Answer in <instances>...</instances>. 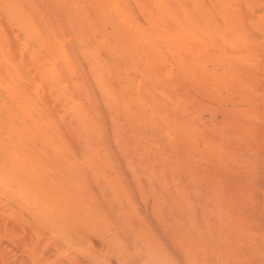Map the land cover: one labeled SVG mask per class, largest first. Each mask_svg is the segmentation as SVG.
I'll return each mask as SVG.
<instances>
[{
  "label": "bare ground",
  "instance_id": "bare-ground-1",
  "mask_svg": "<svg viewBox=\"0 0 264 264\" xmlns=\"http://www.w3.org/2000/svg\"><path fill=\"white\" fill-rule=\"evenodd\" d=\"M54 94L59 95V98L64 100L63 108L69 111L68 115L65 111L66 116L64 115V119H61L63 118L61 116L59 117L57 111L55 112L56 116L60 119L53 114L54 110H57L56 107H58L56 103V107L52 104L58 98L54 99ZM79 95H83V97L80 98ZM78 98L79 102H82L83 98L86 100L84 103L89 105L85 104L89 111L86 108L83 109L84 106L77 102ZM202 107L209 110L210 114L207 116L202 115L199 112ZM89 112H93L91 115H94L95 120L98 119V123L100 118H108L111 129L107 126L108 123L104 122L105 126L108 127V131L112 128H118L116 126L119 125L122 130L123 127H126L125 124L128 121L126 125L129 126L128 130H130L131 137H133V143L129 144L128 139L129 143L127 145H132V147L126 145L129 149L125 150V153L119 147L124 155L127 152L131 153L129 157L131 165H128L133 167L134 171L136 169L134 167L139 168L141 170L139 175L144 173L149 177L148 179H159V182L165 187H168L169 184L174 185L180 195L179 205L181 209L184 210L185 207V209L193 210L194 213L195 209L201 208L204 215L209 210L210 204H212L215 209L219 210L221 215L222 205L226 204L224 193L231 189L229 188L230 185L232 189L235 185L234 188L241 191L242 194L240 195L243 196L244 201L241 205L239 204L240 206L238 205L239 211L234 212L237 214L240 212L237 216L242 217L244 215L248 219L246 223V219L241 220L243 227H245H242L241 231L245 229L251 231L252 228H257V231L261 230L259 228L264 229V0H0V202L6 203L5 205L0 203V205L2 204L1 207L5 208L3 211L7 214L0 212L3 214L0 221L6 226V234L8 233L11 237L13 231L11 226L14 225L19 231L14 230L13 237L16 236L17 238L19 232L22 236L23 233L21 232H24L23 227L25 226L22 224L28 222L27 219L24 222V218L29 219L31 215H34L30 218L33 221L31 223L34 225L35 222L36 224V226H32L33 230L38 229L39 231V227L41 229L40 233L37 231L38 235L45 234L44 240L47 237V239H50L47 233L51 232L53 239L61 241L64 244L63 246H66L63 249L55 246L56 249L53 252L49 249L52 247L50 244L53 245V241H49L47 246L51 247H48V254L53 252L54 255L52 254L51 258L52 256L55 258L52 262L49 260V264H151L149 263L150 260L146 262L144 259L137 257L141 254V251H137V249L143 244L144 249H140L144 252L148 250L147 248H150L149 246L152 243L150 245L147 242L143 243L148 236L138 228L131 229L130 224L126 225L129 226V230H132L129 232L133 237L129 235L131 239L128 240L131 243L135 242L136 239L138 240L135 246L132 243L134 247L131 245V249L123 233L125 228L128 231L127 226L125 225L126 227L122 230L121 226L117 227L118 235L117 231L110 234L105 231L110 228L108 222L107 225L105 224L106 229H103L107 234L105 236L101 234L103 239L101 244L105 247V251L108 250L111 255L108 256L109 252L108 255L104 254L105 252H96L97 249L94 252L90 247L93 241L99 242L101 240L100 235L97 239L96 235L92 236V234H95L93 231L97 228L96 223H98V220L105 219V216L100 218L98 215H101L102 207L106 204L105 202L102 203L96 195L93 196L94 198L92 197L96 191L88 190L93 185L91 180L93 179L94 183L99 185L100 182L105 184L102 186L103 189L100 186H96L97 188L94 186L96 190L100 188V193L105 191L103 194L106 195V191L108 193V189H110V192L114 195V182H117L115 177L120 178L115 173H118L117 170L120 171L125 166L123 167L121 164V169L119 168L120 165L116 168L118 166L115 165L116 163L108 161L111 159L109 158V155H112L111 151V154L108 152L109 155H107L103 150L105 147L103 143L97 145V141L88 138L90 134H96L97 129H95L97 126L92 127V123L90 124L86 119L87 113L88 116L90 115ZM11 114H13V117L15 116V121H11ZM71 116L72 124L68 125ZM73 117L75 120H73ZM120 119L126 120L124 126L121 125V122V124L119 123ZM75 123L78 129L72 131L75 130ZM118 123L119 125H117ZM99 125L101 124L99 123ZM102 126L104 127V125ZM102 126H98V129H102ZM107 130H105V133H107ZM113 130L110 131V135ZM73 132L82 134L78 138V135ZM99 132L103 134L104 131ZM105 133L104 136L107 135ZM116 133L118 134V131ZM116 133H113L114 136L111 135L112 138L110 137V139L115 138V136L118 138L119 135H115ZM125 134L127 135V133ZM100 136L102 137V135ZM80 138L82 143L78 141ZM104 138L105 140L100 138L101 142L109 143L110 140L107 141L106 137ZM82 139H85L86 142ZM77 141L82 145L78 144ZM124 141L121 140V142ZM121 142L119 140L120 144ZM104 144L107 145V143ZM108 145L109 149L112 146L115 147L113 144L112 146L111 144ZM80 146H82L81 149ZM99 146L102 153H104L101 157L108 156L107 159L103 158L107 165L113 163L116 166L115 168L113 166V171L106 167L113 176L104 174L107 171H104L105 168H100L102 167L99 164L102 162L100 156L99 159L96 158L98 161L101 159L99 163L90 159L92 153H100ZM69 147L72 148L70 157L74 158V156H71L74 155L73 153H76L75 156L85 153V155L79 156L80 159L75 158L78 160L83 158L82 162L80 161L82 166L84 165L82 168H86L89 175L85 172H80L82 174L77 173L76 168L81 167V164L79 165L76 162L77 159L72 158V160H75L72 161L74 162L73 166L72 164L69 165V163H72L69 154L65 155L66 152L69 153ZM74 147L75 149L79 148L78 151L81 152L79 154L76 151L74 152ZM82 149L85 151H82ZM186 151H189V153L184 156L183 153ZM113 152L115 153L116 150H113ZM202 157H205L203 159H206L210 164H203L205 169L196 168V165L199 167L197 161H202L203 159H200ZM185 158H187V162H185ZM67 159L70 160L69 163ZM125 159H127L126 155ZM149 159L153 160L151 167L146 164V160ZM190 159L197 163L192 165L191 162H188ZM121 160L123 159L121 158ZM127 161L125 160V162ZM74 164H78V166L76 167ZM102 164L104 163L102 162ZM230 165L233 167L231 168ZM109 167L112 168V165H109ZM218 168L221 172H218ZM114 169H117L116 172ZM82 170L80 168L78 171ZM136 171L132 176L138 174V171L137 173ZM88 176H92L89 177L90 180H86ZM49 177L53 180L49 181ZM139 177H134L137 182L139 179L136 178ZM132 178L131 183H135ZM83 180L84 183L86 181L91 183V185L87 184L89 185L88 188H85L86 183H83L85 191H81L83 186L80 185V182H83ZM237 184L243 185L244 189L238 188ZM86 190L89 194H92L89 195V199H94L93 201L88 200V203L96 201L94 203L97 204L95 207L91 206V208L90 204L87 205L89 214L86 212L87 207L85 211L82 209L85 204H88L86 199L88 192ZM126 190L125 188L124 191L126 192ZM237 190L234 192L237 193ZM76 191L79 192L78 196H75L76 198L85 193L86 201H82L86 203L84 205L80 203L82 206L77 205L81 201L80 199L78 201L75 198V201L78 202L72 203L74 202L72 198L77 194ZM247 192L250 193L246 194ZM200 194L203 198H201L202 200L197 198V200L203 201V208L191 206L187 199L190 201L192 196L196 198V195ZM82 195L79 198L84 199ZM233 195L230 197L234 199L236 194ZM68 200L71 202H68ZM66 201L72 204L70 209H72V206L75 208V212H78L77 210H80L79 207H81L83 212L78 213L82 215L81 213L86 212L87 214H83L86 216V220L81 222V227H77L82 235L85 233L84 236L90 233L88 235L89 243L83 241V243L87 242L85 247L74 243L79 241L76 238L73 239V235L81 233L77 231L73 234L75 224L78 225L84 216H80L81 220L78 222L74 221L78 219L76 213L77 218L73 215L76 219L71 220L69 217L68 219L69 214L67 213H69V210L67 212L66 209H69V204L67 206ZM11 202L15 204V206L13 204L14 207L20 206L21 211L24 207L25 210L23 211L25 213L22 212L26 214L23 218L22 212H18L17 207L16 214L21 212L19 214L21 218L17 215V220L13 221L15 223L13 225H11V216L15 214H11L13 210V208L11 210V207H13ZM101 203L105 204L101 206ZM234 203L233 207L238 209L237 206L235 207L237 203L235 205ZM61 204L65 205L62 206ZM73 204L76 205L73 206ZM98 204H101L99 205L100 211ZM106 205L103 209L109 207V211L112 212L111 206ZM163 205L165 204L161 203L155 208L154 211L157 215L165 208ZM231 206L228 209L233 212V210H230L233 208ZM92 207L98 209L95 211ZM112 207L114 208V206ZM74 210H71L73 214ZM106 211L103 210L102 215H113V212ZM139 211L137 214H139ZM141 212H144V210ZM196 213L199 216L201 211L198 214L197 210ZM225 213L228 214V210ZM5 215L7 217H4ZM197 215L196 218L192 215V218L194 221L198 219V221H201L200 216ZM73 216L71 217L73 218ZM88 216L93 217L88 218ZM119 218L121 219L120 216ZM120 219H117L116 225H121L120 222L124 220V217L121 221ZM153 221L155 222V220ZM241 221L238 224L242 226ZM1 222L0 224H2ZM171 222L169 220L167 223L164 222L163 228H169ZM227 222L229 223V220ZM203 223H205L204 220L200 226ZM230 223L232 222L230 221ZM93 224L95 227L91 226ZM222 224L226 227V222ZM82 225L88 227H82ZM219 225L218 228H220ZM30 226L27 230L28 237L25 232L26 236L25 238L23 236L21 240L19 238L21 241H19V244L22 246L27 245V247L33 249V245L36 244V240L32 239L35 232L33 233ZM205 226L206 223L202 228ZM212 226L214 227V225ZM227 226L231 228L232 225ZM90 227L95 230L89 229ZM207 227L209 228L210 225ZM84 228L86 231H84ZM176 228L178 229V226ZM182 228L181 226V231ZM198 228L201 230L200 227ZM263 229L262 232H264ZM48 230L50 231L48 232ZM99 230L103 231L102 228L97 229L98 234H100ZM234 231V229L230 230V235H233L232 232ZM203 232L201 233L203 234ZM188 233L191 234L192 232ZM119 234L124 236V239ZM197 234L198 232L194 233V235ZM42 235L41 237L36 236L37 241H39L38 238L43 240ZM261 235L259 233V236ZM263 235L262 237H264ZM164 236L170 238L169 233ZM237 236H239L238 233ZM207 237H211L209 240L214 241L213 244L217 245L212 238L214 235L210 236L207 233ZM9 238H7V241L0 238V241H2L0 244L3 241L8 242V245L3 243L0 246L11 247L12 245L10 244V246L9 243L13 241H10ZM198 238L189 237L193 241H203L200 237ZM22 239L25 241H22ZM255 239L253 237L250 241L253 242ZM44 240L40 241L42 245ZM122 240L126 241L127 247L122 243ZM32 241L35 244H31ZM193 241L191 240V246L195 244V241ZM201 241H199V244ZM250 241H247V243ZM255 242H259V244L256 243L258 246L255 250L256 253L253 255L256 258H263L264 242L261 239ZM14 243L13 249L14 247H16L15 249L21 247L20 245L19 247L15 246ZM47 243L45 241V245ZM41 244L38 247H36L37 245L34 246L36 250H30L26 246L24 249L19 248L23 249L25 254V249L28 250L27 253L31 256L29 258L30 264H48V258L44 257L46 255L44 251L40 252L41 248H44V245L41 247ZM144 244L149 246L146 248ZM213 244H210L212 248L215 246ZM196 245L198 244H195L192 248L197 249ZM151 246V251H148L151 254L149 259L156 255L157 248L160 247H156L155 243ZM39 247L40 249H38ZM79 247L84 248V250H79ZM44 249H46V252L47 248ZM198 249L195 251L201 254L203 249L200 252H198ZM215 249L217 248L215 247ZM1 250L5 251L6 249ZM1 250L0 254H3L4 251ZM23 250H17V252H23ZM69 250L70 252L72 250L78 256L70 257ZM176 250L174 252L177 254L178 250ZM131 251L132 254L129 255ZM211 251L207 255L212 256L213 259L215 258L213 254L220 255L221 252L217 249L215 252L219 253L215 254L213 250L214 253L212 252L211 255ZM22 255L24 257L28 254L24 255L22 253L19 258ZM7 256L10 261L13 259L14 262L13 255H10L11 258L9 255ZM202 257H198V259L200 258L199 262L204 258L206 260L208 256L203 259ZM216 257L218 259V255ZM138 258L139 261L142 260V263L137 262ZM219 258L222 260L221 257ZM155 259L157 261V257ZM217 259L215 258V260ZM5 261L7 260L5 259ZM12 261L9 263L13 264ZM190 261H194V259ZM259 261H256V263ZM161 262L159 264L163 263ZM250 262L254 263L252 260ZM260 262L262 264L264 261L261 260ZM17 263H20V261H17ZM3 264L5 263L3 262Z\"/></svg>",
  "mask_w": 264,
  "mask_h": 264
},
{
  "label": "rangeland",
  "instance_id": "rangeland-1",
  "mask_svg": "<svg viewBox=\"0 0 264 264\" xmlns=\"http://www.w3.org/2000/svg\"><path fill=\"white\" fill-rule=\"evenodd\" d=\"M45 93H46V91H45ZM49 93V92H48ZM53 93H56V92H53ZM57 94V93H56ZM55 95V94H54ZM53 95V96H54ZM56 96V95H55ZM54 96V99H56L57 97V100H56V102H54V103H52L53 104V106H55V103H56V105H58V107H56V109L57 110H54V113L53 114H55V117H58V116H56V111H57V113H59L58 115H59V117L61 116V117H63V118H61V119H64L65 117H64V113H65V111H66V115H68L67 113H69V111H68V109L67 110H65L64 108H63V106H64V100H62L61 98H59V95H57L56 97ZM80 96V98L81 97H83V95L81 96V95H79ZM53 98V97H52ZM68 98H69V95H68ZM77 97L75 96V99H76ZM84 99V98H83ZM81 100L82 102H79V98H78V100H77V102L78 103H81L83 106V109H85L86 108V110L87 111H89L88 110V108L85 106V104L86 105H88L87 103H84V102H86V100L84 99V100ZM237 100V99H236ZM55 101V100H54ZM66 101V100H65ZM51 103V102H50ZM235 103H236V101H235ZM234 103V104H235ZM89 106V105H88ZM52 107V106H51ZM66 107V106H65ZM90 108V107H89ZM86 111V112H87ZM199 112L202 114V115H205V116H207V115H209L210 114V112H209V110H207V109H205V108H200L199 109ZM205 113V114H204ZM14 114V113H13ZM13 114H11V116L13 115ZM89 116H88V113H87V115H86V119L88 120V122L92 125V127H95V126H97V127H95V129H96V134L94 133V134H90L89 132V134L91 135H89V137L88 138H90V139H93L94 141H97V145H100V144H98V143H103V145H105V147L104 148H106L107 150H105L104 148H103V150L107 153V155H109V154H111L112 153V155L114 156V154H116L114 157L111 155H109V158H111L110 160H108V161H113L114 162V164L115 165H118L117 167L112 163V164H109L110 166L112 165V168H110L109 167V165H107V162H105V160H103V158L104 159H107L108 158V156H104L103 158L101 157V156H103V154L104 153H102V151L100 150V146H99V152L100 153H98V152H94V153H92V158H90V159H92V161H98V159H99V156L101 157V161L104 163V164H102V162H100V160L97 162V163H99L100 164V166L102 165V167H100V168H102V169H104V171L106 170L107 171V173H104V174H107L108 176H110L111 175V173H109L108 171L109 170H107V168L106 167H108V169H111L112 171H113V166H114V168L116 167V168H118L119 167V165H120V169L122 168V165H123V169H121L120 171H119V169L117 170V169H114V171L115 170H117L118 171V173H120V174H118L116 171V176L118 175V177H120L121 178V180H120V178L119 179H117L116 177H115V181H117V182H114V186H115V188H114V195H113V193H111L110 191V189H108L109 191H108V193H107V191H106V195H104L103 194V192H105V191H101V193L99 192V190H100V188L99 189H94L96 186H100L101 187V189H103V187L102 186H104L105 184H101V182H100V185L98 184V183H94L95 181L92 179L91 181H93V182H91V183H93V185H91V183H89V182H87L86 180L88 179V180H90L89 179V177H92V176H88L87 178H86V185L87 184H89V185H91V187H89L88 188V186L89 185H85V188L87 187L88 188V190H91L92 189V191L93 190H95L96 192H95V194L93 193V195H92V197L94 196L95 197V195L97 196V198L98 199H101V201H102V203L103 202H105L104 204L106 205V206H111V210H113L112 212H113V215L111 214H107V215H102V211L103 210H108V212H111V211H109L110 209H109V207H108V209H106L107 207H105L104 209H103V207L105 206L104 204H98V208H99V211L101 210V208L99 207V205H101V206H103L102 207V211H101V215H98L100 218H102L103 216H105V219H102V220H106V221H104V222H100V221H102L98 216V218L100 219V220H98V223H96L95 225H96V227L97 228H95L96 230L97 229H101L102 228V230L103 229H106V226H105V224L108 222L109 223V229H107V230H105V231H107L108 233H116V231H117V235H118V229H117V227H119V226H121L120 228H121V230L123 229V228H125L127 225H129V226H131V229H136V228H138L139 230H142L143 232H145V234H146V236H148V238H145L144 239V242L143 243H145V242H147L149 245H150V243H152V244H156L157 246L156 247H158V246H160V247H158L157 248V253H156V255L152 258L153 260H155V261H153L152 259H149L150 258V256H151V254H150V252H148V251H151L150 249H151V245L149 246L150 248H147L148 246H146L145 244V247L148 249V250H145L144 252H142V250L141 249H144L143 248V244L140 246V248H138L137 249V251H141V254L140 255H137V257H139V258H141V259H144L146 262H148V260H150L149 261V263H151V264H159L160 263V261H162L163 263H165V264H195L196 262V264H198V260L200 259H198V257H202V256H204V257H206V256H208L207 258H206V260H205V258L204 257H202V259L204 258V260H200L201 262H199V264L201 263V264H207V262L208 261H210L211 263L210 264H251L252 262H250L251 260L252 261H254V263H252V264H260L261 262V260L262 261H264V257L263 258H256L253 254H255L256 252H255V250H256V247L258 246L257 244H259V242H255L256 240L258 241V239L260 240L261 239V241L262 242H264V237H262V235H263V233L264 232H262V229L263 228H259V230L260 231H257V228H255V229H253L252 228V230L250 231V229L249 230H247L246 231V229L243 231H241V229H243V228H245V227H243V223H242V221L241 220H243L244 221V219H246V217L243 215L242 217H240V215L239 216H237L238 214L236 213V212H234V211H239V206L241 205V203H243V201H244V199H243V196H241L240 194H242L241 193V191L240 190H237V189H235L234 188V186L235 185H233V189H232V186L230 185V187L229 188H231V189H228L229 191H226L225 193H224V195H225V198H226V204H223L222 205V208H221V215H220V212H219V210L218 209H215L214 207L215 206H213L212 204H210V206H209V210L208 211H206V213H204V215H203V209L201 210V208L200 207H202L203 208V201H201L202 199L201 198H203L202 197V193L200 194V195H196V198H195V196H192L191 197V199H190V201L193 203H191L190 201H189V199H187V201L191 204V206L193 205L195 208H198V206H200L199 208L200 209H195L196 210V212H197V210H198V214L200 213V211H201V215L199 214V216L197 215V213L195 212V210H194V213H193V210H189V209H185V207H184V210L183 209H181V207H180V199H179V193L176 191V188L174 187V185H172V184H169V186L168 187H165L161 182H159V179H155V178H150V179H152V180H150V179H148L149 177L147 176V175H145L144 173H142L141 175H139L141 172V170H139V168H137V167H134V169L136 168L137 169V171H138V174L136 175V176H132V175H134L135 173V171H136V169H135V171L132 169L133 167H130L128 164H130V155H131V153H129V152H127L125 155H126V158L127 159H125V155L123 154V153H125V150H128L129 148H127L126 147V145L129 143V144H131V143H133V137H131V134H130V130H128L129 129V126L128 125H126L127 124V122H126V124H125V122L124 121H126V120H123V119H120L119 120V123L121 124V125H123V124H125V128H124V130L125 131H129V133H128V131L127 132H125L124 130H123V128H122V130H121V128L119 127L120 125H119V123L117 124V125H119V126H116V127H118V128H115V129H119V130H117L118 131V134L116 133L117 131L114 129V128H112V130H113V133H116L115 135H119V132L120 131H123L122 133H127V135L125 136L124 134H123V136H121L122 135V133L120 132V135H119V137L118 138H116L117 136H115V138L113 137V139H110V137L112 138V136H114V134L112 133L111 135L109 134V133H111L112 132V130H107L108 129V127L107 126H109V129H111V126H110V123L108 122V118L107 119H101V121H100V119H99V123L101 124V125H99V123H98V119L96 118V120H97V124H96V120L94 119V115H91V114H93V112H89ZM65 115V116H66ZM15 117V116H14ZM13 116H12V118H11V121H15V118H14ZM58 117V119H60ZM93 117V118H92ZM69 118V117H68ZM13 119V120H12ZM69 120H70V123H69V121H68V125L69 124H72V116L69 118ZM73 120H75L74 119V117H73ZM65 121H66V119H65ZM124 123H123V122ZM74 122V121H73ZM102 122H103V124H102ZM104 122L107 124L108 123V125L107 126H105L106 124H104ZM111 122V121H110ZM67 123V122H66ZM102 125H104V127L106 128H104ZM72 126V125H71ZM98 126H102V129L100 128V129H98L99 127ZM124 126V125H123ZM70 127V126H69ZM75 127V128H74ZM74 127L72 126V128H74L75 130H72V131H76V128L78 129V126H77V124L75 123V125H74ZM122 127V126H121ZM128 127V128H127ZM71 128V129H72ZM107 130V133H105L106 131L105 130ZM127 129V130H126ZM104 131L103 132V134H102V132L100 133L99 131ZM71 131V132H72ZM111 131V132H110ZM116 131V132H115ZM73 133H75V135H78L77 137L79 138L80 137V135L82 134V133H80V132H73ZM87 133V134H88ZM98 133H100V134H98ZM104 133L105 134H107L106 136H104ZM86 134V135H87ZM97 135H98V137H97ZM100 135H102V137L100 136ZM100 136V137H99ZM86 137V139H88ZM104 137H106V139H107V141H109V143L108 142H101V140H105V138ZM108 137V138H107ZM121 137V138H120ZM126 137H128V138H126ZM100 138H102L101 140H100ZM120 138V139H119ZM115 139V140H114ZM116 139H119L120 140V142H121V140L123 139V141L124 142H121V144L119 143V140H116ZM129 139V140H128ZM82 140H84L85 141V139H82ZM100 140V141H99ZM129 142H128V141ZM78 141H81V138H80V140L78 139ZM78 141H77V143H78ZM99 141V142H98ZM86 142V141H85ZM111 142V143H110ZM81 143H82V141H81ZM80 142L78 143V144H81ZM104 143H107V145L108 144H111V146H112V144L115 146V147H110L111 149H109V147L108 146H110V145H106V144H104ZM83 144H84V142H83ZM82 145V144H81ZM77 146V145H76ZM107 146V147H106ZM128 146V145H127ZM71 147V146H70ZM69 147V148H70ZM73 147V146H72ZM101 147H103V146H101ZM119 147H121V150L123 149V153L121 152V150H120V148ZM126 147V148H125ZM128 147H132V145H130V146H128ZM82 148V146H80V149ZM75 147L73 148V151L75 152H78L77 154H79V152H81L80 150L78 151V149L79 148H76L75 150ZM109 149V150H108ZM119 149V150H118ZM70 150V151H69ZM69 150H67V151H69V153H67L65 150V152L67 153H65V155H68L69 154V157H70V152H72V148H70ZM113 150H116V152L114 153L113 152ZM63 151V152H64ZM82 151H85L84 149H82ZM110 151H111V153H110ZM108 152H109V154H108ZM101 153H102V155H101ZM114 153V154H113ZM187 153H189V151H186L185 153H183V154H185L184 156H186V154ZM74 155H71V156H74V158L73 157H70L69 159L71 160V162L72 161H75V160H72V158L73 159H77V158H75V157H78L79 159H80V155H85V153H80V155L78 156V155H76L75 156V154L76 153H73ZM98 157V159H96ZM118 157V158H117ZM121 158L123 159V160H121ZM203 158H205V157H202V158H200L201 160L203 159ZM82 159L83 158H81V160H76V162L80 165L81 164V162H82ZM96 159V160H95ZM117 159H119L118 160V163H117ZM68 160V159H67ZM70 160H68L67 162L69 163L70 162ZM125 160H128L127 162H129V163H127V162H125ZM81 161V162H80ZM194 160H188V162H191V164L192 165H194V164H196L197 162H198V166L199 167H197V165H196V168H201V169H205V165H203V164H206V163H208V164H210L206 159L204 160H202V161H197V162H193ZM80 162V163H79ZM111 162H109V163H111ZM125 162V163H124ZM152 162V164H150ZM185 162H187V158H185ZM73 163L74 162H72V163H69V165H71L72 164V166H73ZM78 164L76 165V164H74L76 167L78 166ZM122 164V165H121ZM126 164V165H125ZM146 164H149V165H147V166H149V167H151L152 165H153V160H151V159H149V160H146ZM190 164V165H191ZM131 165V164H130ZM84 166V165H83ZM82 166V164H81V167L79 166L78 167V169L76 168V171H77V173L79 174L80 172H85V174H88V172H86L87 170H86V168H82L83 167ZM238 166H240V165H238ZM230 167L232 168L233 166H231L230 165ZM235 167V166H234ZM74 168V167H73ZM81 168V170L82 171H78L79 169ZM132 170H131V169ZM223 168H228V167H223ZM54 169V168H53ZM85 169V170H84ZM131 171V172H127V171H129V170ZM55 170V169H54ZM111 170H110V172H111ZM103 171V170H102ZM133 171V172H132ZM137 171H136V173H137ZM218 172H221V170L218 168ZM82 173H80V174H82ZM109 173V174H108ZM123 174V175H122ZM77 175V174H76ZM89 175V174H88ZM145 175V176H144ZM106 176V175H105ZM108 176H106V177H108ZM111 176H113V175H111ZM139 177V178H136V179H139V181L137 182V180H135V178L134 177ZM144 176V177H143ZM131 177H133L132 179H134L133 181H135V183H131L132 182V180H131ZM117 179V180H116ZM126 179V180H125ZM50 180H53L51 177H49V181ZM119 180V181H118ZM131 180V181H130ZM121 181V182H120ZM97 182V181H96ZM99 182V181H98ZM149 182H150V184H149ZM83 183H84V180H83V182H80V185H82L83 186ZM84 183V184H85ZM102 183H104V182H102ZM130 183H131V187L129 186L130 185ZM95 184V185H94ZM96 184H98V185H96ZM135 184H137L136 186H135ZM133 185V186H132ZM240 185V186H239ZM244 185H245V188H246V184L244 183ZM95 186V187H94ZM127 186V187H126ZM138 186V187H137ZM236 186H238V188H242V189H244V186L243 185H241V184H237ZM130 187V188H129ZM85 188H84V186H83V188H82V190L81 191H85ZM97 188V187H96ZM122 188V189H121ZM125 188L127 189L126 190V192L124 191L125 190ZM255 189H260V188H257V187H254ZM138 189H139V193H138ZM151 189V190H150ZM156 190V191H154V190ZM115 190H117L116 192H115ZM123 190V191H122ZM233 191V193H232V191ZM236 190L239 192V194L237 195V193H235L236 192ZM87 191V190H86ZM162 191H164V192H162ZM235 191V192H234ZM88 192V191H87ZM91 192V191H90ZM131 192H132V194H131ZM148 192V193H147ZM227 192H229V193H227ZM230 192H231V194H230ZM75 193H77V191L75 192ZM80 193H82V192H80ZM110 193V194H109ZM126 193V194H125ZM147 193V194H146ZM237 195H235V194ZM250 193V192H249ZM248 192L246 193V194H249ZM78 194H79V192L76 194V195H74V198H72V199H74V200H72V201H74V202H72V203H77L78 201H80V202H78L77 203V205H81L80 203H82V205H84L85 203H84V201H86L85 200V193H84V195H82L83 197H84V199H82V198H79V197H75V196H78ZM89 192H88V195L86 196V199H87V203H88V200L89 201H93L92 200V198H91V200L89 199ZM136 194V195H135ZM162 194V195H161ZM228 194V195H227ZM235 195V197H234V199H233V197H230V196H232V195ZM110 197H109V196ZM113 195V196H112ZM233 195V196H234ZM240 195V196H239ZM104 196H106V197H104ZM108 196V197H107ZM112 196V197H111ZM129 196H131L130 198H129ZM132 196H134V197H132ZM200 196V197H199ZM229 196V197H228ZM238 196H239V199H238ZM88 197V198H87ZM93 197V198H94ZM127 197V198H126ZM163 199H162V198ZM230 198V199H228V198ZM75 198L78 200V201H75ZM134 198H136V199H134ZM197 198H199V199H201V200H197ZM232 198V199H231ZM80 199V200H79ZM96 199V198H95ZM152 199V200H151ZM238 199V201H236ZM82 200H84V201H82ZM97 200V199H96ZM164 201V202H162V201ZM168 200V201H167ZM196 200V201H195ZM233 200V201H232ZM241 200V201H240ZM1 201V200H0ZM65 201V200H64ZM198 201V202H197ZM229 201H231V202H229ZM67 202V201H66ZM68 202H71V201H69L68 200ZM66 203V205L67 204H69V203ZM94 202H96V201H94ZM94 202H89L88 204H85L83 207H82V209H84V211H85V209H86V207H87V205L89 206V204H90V208H91V206H96L95 205V203ZM98 202H100V201H98ZM110 202V203H109ZM196 202H197V205H196ZM235 202V203H234ZM0 203H2V204H6V203H3V201L2 202H0ZM93 203H94V205H93ZM161 203H163V204H165V205H163V207L165 206V208H163L162 209V211L161 212H158V215H157V213H156V211H154L155 210V208H157V206H159V204H161ZM228 203H230V204H228ZM233 203H234V205L237 203V205H235V207L237 206L238 207V209H236V208H234L233 207ZM2 204L0 205V209L2 208L1 206H2ZM14 204V203H13ZM13 204H12V202H11V206H13ZM18 204V203H17ZM92 204V205H91ZM109 204V205H108ZM118 204V205H117ZM138 204V205H137ZM151 204V205H150ZM153 204V205H152ZM174 204V205H173ZM200 204V205H199ZM231 204H232V206H231ZM240 204V205H239ZM3 205V206H4ZM20 205V204H19ZM62 205V204H61ZM60 205V206H61ZM63 205H65V204H63ZM62 205V206H63ZM70 205H72V204H69V209H66L67 210V212H68V210H69V213H67V214H69V215H71V216H75L76 217V215H78V219H76V218H74V216H73V218L71 217V216H67V218L69 217L71 220H74V219H76V220H74V221H80L81 219V217L80 216H82L83 214L85 215L86 214V212L89 210V207H87V210H86V212L85 213H81L82 215H80L79 213L80 212H83V210L81 209V207H79V209L80 210H77L78 212H75V208H73L72 206H71V208L72 209H70ZM74 205H76V204H73V206ZM81 205V206H82ZM116 205H117V207H116ZM229 206V207H226V206ZM239 205V206H238ZM14 206H15V204H14ZM11 207V210H12V208H13V210L11 211V214H15V215H12V216H15V217H12L11 216V225H13V224H15V223H13V221L14 220H17L16 218V216L18 215V217L20 216L19 214L23 211V210H25V208L23 207V209H22V211L20 210V206L18 207V212L19 211H21L19 214H16L17 213V207ZM61 206V207H62ZM66 206V207H67ZM112 206H114V208L112 207ZM135 206V207H134ZM138 206V207H137ZM197 206V207H196ZM230 206L231 207H233V208H231L230 210H233V212L232 211H229V209L228 208H230ZM22 207V206H21ZM65 207V206H64ZM75 207H78V206H75ZM138 209H137V208ZM139 207H142V208H139ZM226 207V208H225ZM14 208H16V210H14ZM98 208H93L92 207V209H95V211L98 209ZM117 208V209H116ZM145 208V209H144ZM152 208V209H151ZM154 208V209H153ZM3 209H5V208H2V210H0V212L2 213V212H4L3 211ZM141 209V210H140ZM173 209H174V212H173ZM192 209H193V207H192ZM236 209V210H235ZM71 210H74V214H73V212H71ZM116 210V211H115ZM140 210V211H139ZM144 210V212H141V211H143ZM149 210H150V212H149ZM152 210H153V212H152ZM189 210V211H188ZM213 210V211H212ZM215 210V211H214ZM218 212H217V211ZM227 210H228V214H226L225 212H227ZM27 211V210H26ZM125 211V213H123ZM137 211V212H136ZM138 211H139V214H137L138 213ZM148 211V212H147ZM24 212V211H23ZM23 212H22V214L21 215H23L22 217L24 218V215H26V214H23ZM107 212V211H106ZM111 212V213H112ZM115 212V213H114ZM147 212V213H146ZM192 212V213H191ZM205 212V211H204ZM233 214H232V213ZM0 213V217L1 216H3V214H1ZM25 213V212H24ZM28 213H31V212H28ZM27 213V214H28ZM75 213H76V215H75ZM88 213V212H87ZM105 213V212H104ZM123 213V214H122ZM136 213V214H135ZM172 213H174V214H172ZM223 213V214H222ZM226 215H225V214ZM4 214H6L5 212H4ZM32 214V213H31ZM89 214V213H88ZM148 214V215H147ZM152 214H153V216H152ZM7 215V214H6ZM4 216V217H7V216ZM83 215V216H84ZM87 215V214H86ZM108 215H110L109 217H108ZM122 215H124V216H122ZM156 217H155V216ZM163 215V216H162ZM192 215L194 216V218H196L195 216L197 215L200 219H201V221H198L197 219V221H194V219L192 218ZM221 217H220V216ZM233 215H234V217L236 216V218H238V219H236V218H234L233 217ZM29 216H30V214H29ZM32 216V215H31ZM30 216V217H31ZM34 216V215H33ZM32 216V217H33ZM119 216L121 217V219L124 217V220L123 221H121V219L119 218ZM125 216H126V218H125ZM170 216V217H169ZM189 216H190V218H189ZM202 216V217H201ZM27 217H28V215H27ZM29 217V219L28 218H24V222H26V219H27V221L28 222H30V223H28V222H26L25 224H22L24 227H23V230H24V232H21V233H23L22 234V236L20 235V232H19V234H18V236H17V238H16V234L14 235L15 237H13V235H12V233H13V231L14 230H17V231H19L18 230V228L16 229L15 227H14V225L13 226H11V229L13 230H11L12 232H11V237L8 235V233L6 234V226L2 223V224H0V238L2 239V240H4V239H6V241H7V238H9L10 239V241L12 240L13 242L11 243H9V245L11 246V247H8L7 248V246H0V248L1 249H6L5 251L4 250H1V251H4L3 252V254H0V257L2 256V258H0V264H3V262L5 263V264H8L9 262L11 263V261L13 260V259H11V261H10V259H9V257L7 256V255H13L12 257H14L15 259H14V262H13V264L15 263V261H16V263L15 264H30L31 262L29 261V258L31 257L30 256V254L29 253H27L28 252V250L27 249H25L26 250V254H28L27 256H24L23 257V255L19 258V256L23 253L24 255H26L24 252V248H25V246H26V248H28V249H30V250H34L36 247H38V245L39 244H41L40 243V241L42 242L43 240H44V238L43 237H45V234H39L38 235V233H37V231H38V229H36L35 231L33 230V227H34V225L36 226V224H35V222H34V225L32 224L33 223V221L31 220L32 218H30ZM89 217H93V216H88V218ZM95 217V216H94ZM138 217V218H137ZM168 217V218H167ZM173 217V218H172ZM197 217V218H198ZM240 217V218H239ZM12 218H13V220H12ZM15 218V219H14ZM20 218H21V216H20ZM68 218V219H69ZM84 218V219H83ZM82 218V220L80 221V223H78V225L77 224H75L74 222V224H75V226L76 227H74V225H72L73 227H74V232H73V234H75V232H77V231H79V233L81 232L77 227H81V222H84V220H86V216H84ZM203 218V219H202ZM244 218V219H243ZM117 219H120V223H121V225H116V222H117ZM160 219V220H159ZM171 219V220H170ZM2 220V219H1ZM23 220V219H22ZM133 220V221H132ZM145 220H146V222H145ZM153 220H155V222L153 221ZM167 220V221H166ZM168 220L169 221H172L170 224H171V229H170V227L169 228H163L164 227V222L165 223H167L168 222ZM203 220L205 221V223H206V226L205 227H207L208 225H210V227L208 228H206V229H204V228H202L203 226H204V224L205 223H203L202 224V226H200L201 225V223L203 222ZM220 220V221H219ZM225 220V221H224ZM229 220V223L227 222ZM239 220V221H238ZM111 221V222H110ZM119 221V220H118ZM192 221H194L195 222V224H194V222H192ZM209 221V222H208ZM212 221H214V222H212ZM218 221V222H217ZM230 221L232 222V223H230ZM238 221V222H237ZM240 221H241V223H242V226H241V224H238V223H240ZM248 221V219H246L245 220V223ZM32 222V223H31ZM76 222V223H77ZM93 222V221H92ZM124 224H123V223ZM127 222V223H126ZM130 222V223H129ZM157 222V223H156ZM175 222V223H174ZM219 222H220V225H219ZM223 222H226V227H224L223 226ZM100 223H101V225H100ZM119 223V222H118ZM119 223V224H120ZM163 225H162V224ZM174 223V225L172 226V224ZM198 223V224H197ZM217 225H216V224ZM31 225L30 227H32V231H33V233L35 232V235L33 234V236L35 237V239H34V237L32 238L33 240H36L35 241V243L32 241V243L31 244H35V245H33V249H31L30 247H27V245H24V246H22L21 244H19V241L21 240V238L24 236V238H25V236L27 235V237H28V232H27V230H29V228H28V226L29 225ZM124 226H123V225ZM127 224V225H126ZM131 224H133V225H131ZM156 225V227H154L155 225ZM161 224V225H160ZM192 224H194V225H192ZM232 225L231 226V228H230V226L228 227L227 225ZM1 225H4V226H1ZM107 225V224H106ZM126 225V226H125ZM136 225V226H135ZM154 225V226H153ZM166 225V224H165ZM197 227H196V226ZM199 225V226H198ZM212 225H214V227L212 226ZM216 225V226H215ZM219 225V227L220 228H218L217 226ZM27 226V227H26ZM92 227H95L94 226V224L93 225H91ZM105 226V227H104ZM129 226H127V230L128 231H126V228H125V231H123V233L125 234V237L124 236H122L121 234H119V236L121 235L122 236V239H131V237H133V236H131V232H129V231H132V230H129L128 228H129ZM135 226V227H134ZM167 226V225H166ZM174 226H178V229L176 228V227H174ZM181 226L183 227L182 228V231L180 230L181 229ZM241 228H240V227ZM37 227H38V225H37ZM82 227H88V226H83L82 225ZM154 227V228H153ZM196 227V228H195ZM198 227H200L201 228V230L198 228ZM234 227V228H233ZM243 227V228H242ZM249 227V226H248ZM2 228H4L5 229V231H3L2 230ZM13 228H15V229H13ZM26 228V229H25ZM174 228V229H173ZM192 228H193V230H192ZM223 228V229H222ZM78 229V230H77ZM85 229V228H84ZM84 229H82V230H84ZM89 229H94V228H89ZM94 229V230H95ZM152 229H153V231H152ZM162 229H164V230H162ZM175 229H177L178 230V232H177V230H175ZM205 230V232H203V230ZM213 229H215V231H213ZM235 230V231H237V233H238V235L240 236V238H239V236H237V233H235V231L234 232H232V233H234L233 235L231 234L230 235V233L231 232H229L230 230ZM21 230V229H20ZM41 229H40V227H39V231H40ZM93 231V233H95V234H92V236L93 235H96V237H97V239L101 236V234H102V236L104 235H106L107 233L103 230V231H100L99 230V233L100 234H98V231ZM120 230V229H119ZM192 230V231H191ZM227 230V231H226ZM229 230V231H228ZM16 231V232H17ZM38 231V232H39ZM44 231V230H43ZM50 230H48V232H49ZM84 231H86V229L84 230ZM83 231V232H84ZM203 232V234L201 233V232ZM211 232V233H209V232ZM263 231H264V229H263ZM16 232H14V233H16ZM27 233L26 235L24 234V233ZM87 232H90V231H87ZM87 232H86V234H87ZM105 234H104V233ZM165 232V233H164ZM174 232V233H173ZM188 232H192L191 234H189ZM195 232H198V234L197 235H194V233ZM201 234H200V233ZM220 232V233H219ZM246 232V234H244ZM248 232H250V233H248ZM18 233V232H17ZM36 233H37V235H36ZM40 233V232H39ZM42 233V232H41ZM46 233H47V231H46ZM168 233H169V237L170 238H168L167 236H164V235H168ZM180 233V234H179ZM207 233H208V235H214V237H215V235L216 234H218V235H216V239L214 238V237H212L214 240H215V242H216V244L217 245H215V243L213 244V242L214 241H212V240H209V239H211V237H207ZM242 233V234H241ZM248 233V234H247ZM256 233V234H255ZM259 233L260 234H262L261 236H259ZM48 234V236H49V238L50 239H47V238H45V240H44V248H47V251L45 252V250L46 249H44V248H41L42 250L40 251L41 253L44 251V254H46L44 257L46 258H48V264H49V260H50V262H52V260L54 259L55 260V258H53V256H52V258H51V255L53 254L54 255V250L56 249V248H58L59 247V249H63L64 247L66 248V246H63L64 244L61 242V241H59V240H55V239H53L52 237V235H51V232H49V233H47ZM85 234V233H84ZM84 234L82 235V232L80 233V234H75V235H73L74 237H73V239L74 238H76L79 242H77L76 240H74V241H76V242H74V243H78V245L80 246V244H81V247H85L86 246V243H83V241H88V243H89V239H88V235L90 234V233H88L86 236H84ZM187 234H189V235H187ZM204 234H206V235H204ZM8 235V236H7ZM41 235H42V238H43V240H40L39 238H38V240L39 241H37V239H36V236H39V237H41ZM100 235V236H99ZM129 235L131 236V237H129ZM172 235H173V237H172ZM191 235V236H190ZM198 235H200V236H198ZM258 236V238H256V236ZM102 236L100 237V241L99 242H95V241H93V243H91V245H90V247L92 248V250L94 251V250H96V252H99V253H103V252H105L104 254H106V255H108V250L107 251H105V247H103V245L101 244V243H103V239H102ZM194 236V239L196 238H198V237H200L203 241H201V240H198V241H196V240H194L195 241V244H198V245H200V246H198V245H196V247H198L197 249H198V252H200V250L201 249H203V250H201L202 252H201V254L199 253H197L196 251H197V249H193L192 248V246H195V244L193 245L192 244V246H191V240L193 241V239H189V237L190 238H192ZM207 237V239H206V237ZM231 236V237H230ZM244 237L245 239L243 240V238L242 237ZM254 237V239L255 240H253V242H251L252 240H251V238H253ZM264 236V235H263ZM32 237V236H31ZM124 237V238H123ZM150 237V238H149ZM218 237V238H217ZM230 237V238H229ZM234 237V238H233ZM235 237H237L236 239H235ZM262 237V238H261ZM13 238V239H12ZM14 238H16L15 240H14ZM19 238H20V240H19ZM164 238H166L165 240H164ZM167 238H168V240H167ZM9 239H8V241H9ZM47 239V240H46ZM134 239V238H133ZM178 239V240H177ZM188 239V240H187ZM199 239V238H198ZM93 240H94V238H93ZM162 240V241H161ZM205 240H207V241H205ZM233 240V241H232ZM238 242H237V241ZM251 240V241H250ZM6 241H3V243H4V245L6 244V245H8V242L6 243ZM18 241V242H17ZM22 241H25L24 239H22ZM27 241V240H26ZM45 241L46 242H48L46 245H45ZM49 241L50 242H52L53 243V245L52 244H50L52 247H54V248H52L51 246H47L48 244H49ZM132 241H134V240H132ZM138 240L136 239L135 240V242H132L133 244H134V246H135V243L137 242ZM150 241V242H149ZM151 241H153V242H151ZM169 241H170V243H169ZM193 241V242H194ZM199 241H201V243L199 244ZM244 241V242H243ZM247 241H250V242H248L247 243ZM2 241H0V243H1ZM15 242V243H14ZM21 242V241H20ZM28 242V241H27ZM39 244H38V243ZM73 242H71L72 244H74ZM198 242V243H197ZM212 242V243H211ZM237 242V243H236ZM243 242V243H242ZM246 242V243H245ZM2 243V244H3ZM13 243L15 244V246H17V247H19V245L23 248V249H19V248H21V247H19V248H17V249H15L16 247H14V249L12 248L13 247ZM58 243H59V245H58ZM122 243L123 244H125V246L127 247V243H126V241L124 240H122ZM128 246L130 247V249H131V245H132V243H131V241H129L128 240ZM131 243V244H130ZM204 243V244H203ZM241 243V244H240ZM253 243V244H252ZM257 243V244H256ZM2 244H0V245H2ZM17 244V245H16ZM38 244V245H37ZM55 244V245H54ZM98 244V245H97ZM100 244V245H99ZM175 244V245H174ZM213 244V248L211 247V245ZM238 244H239V246H238ZM245 244V245H244ZM250 244V245H249ZM251 244H252V246H251ZM255 244V245H254ZM37 245V246H36ZM42 245V244H41ZM43 245L41 246V247H43ZM78 245H74V246H78ZM102 245V246H101ZM180 245V246H179ZM223 245V246H222ZM240 245H242V246H240ZM34 246H36L35 248H34ZM45 246H47V247H45ZM55 246H57L56 248H55ZM63 246V247H62ZM74 246H73V248H74ZM133 245H132V247H134ZM174 246V247H173ZM245 246H247V247H245ZM248 246H249V248H248ZM251 246V247H250ZM48 247H51V248H49L50 250H53V252H52V254H48ZM81 247H79L80 249L79 250H81V251H83L84 250V248H82L81 249ZM99 247V248H98ZM204 247H205V249L207 248H209L208 250L206 249H204ZM215 247L219 250V252H220V255L219 254H217V253H219V252H215V251H217V249H215ZM245 247V248H244ZM12 248V249H11ZM145 248V249H146ZM161 248V249H160ZM8 249V250H7ZM38 249H40V247L38 248ZM44 249V250H43ZM75 249H76V247H75ZM173 249V250H172ZM178 251H177V250ZM250 249V250H249ZM252 249H253V251H252ZM17 250H23V252L22 251H18L17 252ZM36 250V249H35ZM66 250V249H65ZM78 250V249H77ZM132 250H133V248H132ZM177 251V254H176V252H174V251ZM196 250V251H195ZM210 250H212L211 251V255H212V252H213V250H214V252H215V254H217L218 255V259H217V255H214L213 254V257L215 256V258L217 259V260H215V258L213 259L212 258V256H209V255H207V253L209 254V252H210ZM241 250V251H240ZM245 250V251H244ZM247 250V251H246ZM38 252H39V250H37ZM184 251V252H183ZM187 251H188V253H187ZM205 251H208V252H205ZM228 251V252H227ZM238 251H239V253H238ZM30 252V251H29ZM69 252H70V250H69ZM68 252V253H69ZM74 254V255H71L72 253ZM71 252L69 253V256L70 257H75V256H78L76 253H74L72 250H71ZM95 252V251H94ZM129 252H130V250H129ZM170 252V253H169ZM180 252V253H179ZM192 252V253H191ZM213 252V253H214ZM21 253V254H20ZM186 253H187V256H186ZM195 253H196V255H195ZM204 253V254H203ZM223 253V254H222ZM237 253V254H236ZM132 254V251H131V253H129V255H131ZM150 254V255H149ZM181 254V255H180ZM203 254V255H202ZM235 254H236V256H235ZM242 254V255H241ZM49 255V256H48ZM111 255V253L109 252V255L108 256H110ZM159 255V256H158ZM178 255V257L176 258V256ZM186 256L187 257V259H185L184 258V256ZM202 255V256H201ZM239 255V256H238ZM4 256H6L5 258H4ZM11 256H10V258H11ZM18 256V257H17ZM238 256V257H237ZM23 257V258H22ZM157 257V261L159 260V262H157L156 261V258ZM160 257H161V259H160ZM169 257H171V258H169ZM182 257V258H181ZM210 257V258H209ZM219 257H221V259L222 260H220V258ZM223 257V258H222ZM255 259H257V260H255ZM4 258V259H3ZM136 258V257H135ZM139 258H138V263L140 262V263H142L141 261H139ZM146 258H148V259H146ZM159 258V259H158ZM178 258H179V260H178ZM196 258V259H195ZM212 258V259H211ZM253 258V259H252ZM5 259L7 260V261H5ZM137 259V258H136ZM191 259H194V261H190ZM259 259H261L260 261H259ZM9 260V261H8ZM183 260V261H182ZM212 260V261H211ZM219 260H220V262H219ZM17 261L19 262L20 261V263H17ZM22 261H23V263H22ZM26 263H25V262ZM44 261H46V260H44ZM144 261V262H145ZM168 261V262H167ZM205 261V262H204ZM256 261H259V262H257L256 263ZM6 262H8V263H6ZM153 262V263H152ZM161 262V263H162ZM185 262H187V263H185ZM204 262V263H203ZM213 262V263H212ZM9 263V264H10ZM162 263V264H163ZM51 264V263H50ZM114 264V263H113ZM146 264V263H145ZM208 264H209V262H208ZM262 264H264V262H262Z\"/></svg>",
  "mask_w": 264,
  "mask_h": 264
}]
</instances>
